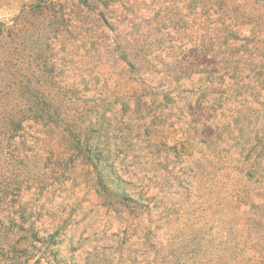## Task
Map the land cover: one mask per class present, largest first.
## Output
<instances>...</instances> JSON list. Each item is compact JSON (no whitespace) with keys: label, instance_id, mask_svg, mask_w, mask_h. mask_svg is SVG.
Returning <instances> with one entry per match:
<instances>
[{"label":"rangeland","instance_id":"374dc122","mask_svg":"<svg viewBox=\"0 0 264 264\" xmlns=\"http://www.w3.org/2000/svg\"><path fill=\"white\" fill-rule=\"evenodd\" d=\"M3 245L264 264V0H0Z\"/></svg>","mask_w":264,"mask_h":264},{"label":"trees","instance_id":"16d2710c","mask_svg":"<svg viewBox=\"0 0 264 264\" xmlns=\"http://www.w3.org/2000/svg\"><path fill=\"white\" fill-rule=\"evenodd\" d=\"M23 120L24 119L22 117L15 116V118L13 119V122H14V125H15L16 129H19L21 127V124H22ZM24 157L25 156L22 154V158L21 159H24ZM3 247H4V245L2 247H0V248H3ZM5 251L7 253V256L9 257V261H11L13 259V256L11 254L14 251L13 246L7 245L6 248H5Z\"/></svg>","mask_w":264,"mask_h":264}]
</instances>
